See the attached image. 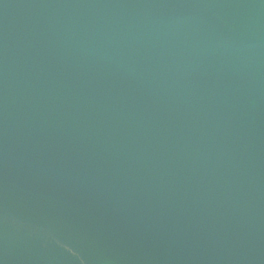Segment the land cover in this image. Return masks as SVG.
Segmentation results:
<instances>
[{"label": "water", "instance_id": "water-1", "mask_svg": "<svg viewBox=\"0 0 264 264\" xmlns=\"http://www.w3.org/2000/svg\"><path fill=\"white\" fill-rule=\"evenodd\" d=\"M0 264H264V0H0Z\"/></svg>", "mask_w": 264, "mask_h": 264}]
</instances>
